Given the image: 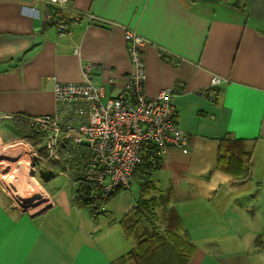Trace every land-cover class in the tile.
<instances>
[{"label": "crops", "instance_id": "crops-1", "mask_svg": "<svg viewBox=\"0 0 264 264\" xmlns=\"http://www.w3.org/2000/svg\"><path fill=\"white\" fill-rule=\"evenodd\" d=\"M68 1L70 34L59 36L55 7L0 0V123L12 137L0 130V141L20 138L19 117L53 114L56 83L81 82L88 63L96 83L113 80L110 93H120L132 72V30L146 41L147 96L174 89L175 120L190 140L188 154L169 149L151 176L196 247L189 264H264L256 243L264 246V0ZM228 139L251 152L245 179L218 167ZM34 183L50 198L40 215L21 211L0 187V264H114L133 248L123 224L140 198L136 181L137 191L122 190L96 217Z\"/></svg>", "mask_w": 264, "mask_h": 264}, {"label": "built area", "instance_id": "built-area-1", "mask_svg": "<svg viewBox=\"0 0 264 264\" xmlns=\"http://www.w3.org/2000/svg\"><path fill=\"white\" fill-rule=\"evenodd\" d=\"M40 1L56 8L50 18L58 35H69L66 23L69 1ZM125 41L132 72L122 77L123 90L113 95L109 91L113 80L108 84L96 83L94 74L98 68L93 63L83 67L81 82L56 83L53 91L56 111L28 118V127L42 141L44 154L33 145L37 143L27 138L11 145L20 148L16 157L2 150L4 146L0 147V172L8 169L5 175L14 173L12 165L19 163L21 172L13 165L16 176L26 178L27 175L30 183L36 180L39 171H52L57 163L63 167L60 174L69 177L73 185L86 180L107 196L118 188L129 190L134 184L135 171L144 163H150L153 169L157 161L160 165L168 162L169 149L189 153V136L175 120L174 89L165 88L157 96L148 97L143 54L146 41L132 30L126 31ZM210 84L215 90L221 80L214 77ZM3 162L6 164L1 165ZM3 177H0V187L21 211V204L34 202L28 213L33 212L32 208L48 196L43 192L44 196L23 200L17 195V188L2 182ZM12 193L15 195L11 196Z\"/></svg>", "mask_w": 264, "mask_h": 264}, {"label": "trees", "instance_id": "trees-1", "mask_svg": "<svg viewBox=\"0 0 264 264\" xmlns=\"http://www.w3.org/2000/svg\"><path fill=\"white\" fill-rule=\"evenodd\" d=\"M51 15H54L53 10ZM15 126L20 138L37 143L38 150L44 154L42 141L37 139L36 133L28 127L27 117L16 119ZM243 144L245 141L242 140L223 141L221 146L223 154H220L218 161L220 169H226L229 175L238 179L247 177L249 164L245 159L251 156V152H247ZM54 164L52 176L55 175L54 169L57 167L63 171L62 166ZM157 164L151 169L150 163H144L134 173V182L136 181L140 187V198L137 207L129 215L132 222L128 224L125 221L123 227L128 238L137 235V243L114 264H189L196 252V247L188 237L177 211L170 205L169 196L161 193L152 182V173L161 166L159 161ZM80 179L85 180L82 177ZM85 181L72 189L71 200L76 208L86 209L92 217L105 212L106 204L124 190L118 188L104 196L101 188ZM250 212L253 213V210ZM256 243L257 246L264 247L262 241L257 240Z\"/></svg>", "mask_w": 264, "mask_h": 264}, {"label": "rangeland", "instance_id": "rangeland-1", "mask_svg": "<svg viewBox=\"0 0 264 264\" xmlns=\"http://www.w3.org/2000/svg\"><path fill=\"white\" fill-rule=\"evenodd\" d=\"M6 125H3L0 123V130L2 132V136L3 138L8 141L10 140L12 137H11V133H10V128H8L6 130ZM23 139L22 138H18L16 140H14V142L10 143V144H3L4 148H7V147H10L11 145H13L14 143H17V142H20L22 141ZM35 147L38 146V144H33ZM17 155H14L13 157H16ZM6 164V162H3L1 165H4ZM14 166H16L17 168V171L18 172H21V167H20V164H15ZM12 165V167H14ZM8 169H4L2 172H0V177H3L4 180H2V182L4 183H7L9 184V186L13 187V188H18L20 190L18 191H21V195L20 196H23L27 191H30V189L28 188H31V187H34V182H30L29 183V177L26 175V179H27V182L29 183V185H26V182L24 181L25 178L21 175H19L18 177L16 175H18V173H9V174H6V171ZM59 172H62L61 169H59V167L55 168L54 169V176H52V173L50 170H42V171H39L36 175V180H38V182L43 186V188L50 193L51 196H53L54 200L57 201V200H60L61 199V196H59L61 194V192H64L70 199L71 201V193H72V189L76 186L73 185V182L71 181V179L65 175H61L59 174ZM16 179H19L18 182L15 183V180ZM134 189L137 191L138 190V185L137 184H134L133 185ZM35 189H38L37 187H35ZM15 190V189H14ZM39 191L37 190L33 195L37 194ZM15 194L12 193L11 196H14ZM156 195V194H154ZM72 202H68V208L70 210H73V211H76L74 208H73V205L71 204ZM81 213H84L82 210H78L76 212V221L78 222V224L80 225V215H82ZM124 229V227H123ZM124 233V237H127L125 235V231H123ZM128 240H130L131 242V246H135L136 243H137V235L132 237V238H128ZM132 248V247H130ZM129 252V251H128ZM127 252V253H128ZM123 256V255H122Z\"/></svg>", "mask_w": 264, "mask_h": 264}, {"label": "bare ground", "instance_id": "bare-ground-1", "mask_svg": "<svg viewBox=\"0 0 264 264\" xmlns=\"http://www.w3.org/2000/svg\"><path fill=\"white\" fill-rule=\"evenodd\" d=\"M0 147H3L2 145V142L0 141ZM20 148L16 147V146H10L9 149H6V148H2V150H6L9 154L11 155H15L18 150ZM14 165V164H13ZM13 171L15 173H17L15 167H13ZM26 182V185H29V183L27 182V179L25 178L24 180ZM35 187L37 188H40L38 184L34 183ZM30 189V191H27L23 196H20L19 194H21V191H18L20 189L17 188V195L22 198L23 200H26V201H30L33 197H41V196H44L43 192L39 189H35L34 187H31V188H28ZM39 191L37 194L33 195L36 191ZM45 198L42 199V201L39 203V205L33 207V212H36V211H40L41 209L45 208L47 205H49L50 201H49V197L48 196H44Z\"/></svg>", "mask_w": 264, "mask_h": 264}, {"label": "water", "instance_id": "water-1", "mask_svg": "<svg viewBox=\"0 0 264 264\" xmlns=\"http://www.w3.org/2000/svg\"><path fill=\"white\" fill-rule=\"evenodd\" d=\"M34 198H36V197H34ZM34 204V202H30V203H23V204H21L20 206H21V208H22V211L24 212V213H28V211H29V209L31 208V206L30 205H33ZM37 205V204H36ZM50 207H45L44 209H42V210H40L39 212H37L35 215H40V214H42V213H44L46 210H48Z\"/></svg>", "mask_w": 264, "mask_h": 264}]
</instances>
